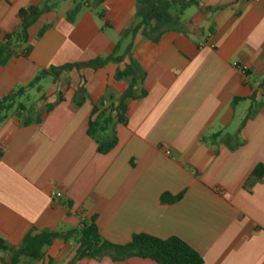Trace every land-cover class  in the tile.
<instances>
[{
	"label": "crops",
	"instance_id": "crops-1",
	"mask_svg": "<svg viewBox=\"0 0 264 264\" xmlns=\"http://www.w3.org/2000/svg\"><path fill=\"white\" fill-rule=\"evenodd\" d=\"M77 1L0 0V42L19 32L22 9L50 6L30 29L31 52L0 65V101L43 69L105 57L119 42L125 49L136 1L85 0L70 21ZM196 1L158 41L138 34L123 62L63 71L48 91L53 76L44 78L19 99L28 109L0 123V236L10 245L34 228L64 232L95 217L116 244L136 233L177 236L205 264H264V175L251 177L264 165V0ZM111 63L145 72V95L127 102L117 144L102 154L87 133L93 104L112 95L118 105L130 83L104 72ZM76 249L57 239L34 264H158L78 259Z\"/></svg>",
	"mask_w": 264,
	"mask_h": 264
},
{
	"label": "trees",
	"instance_id": "trees-1",
	"mask_svg": "<svg viewBox=\"0 0 264 264\" xmlns=\"http://www.w3.org/2000/svg\"><path fill=\"white\" fill-rule=\"evenodd\" d=\"M136 11L131 25L122 32L121 38H129L125 49L121 50V43H117L114 50L105 57H98L84 62L68 63L62 66H52L43 69L37 77L27 86L18 88L0 101V123L8 118L9 114L16 110L19 114L28 108L24 104H19V99L29 90L35 88L40 82L53 76L55 82L63 71L89 67L99 69L110 61L123 62L132 56L134 39L138 34L158 41L165 33L172 29L181 20L184 11L198 5L196 0H135ZM85 0L76 2L74 8L68 13V19L74 20ZM50 10V6L40 7L32 5L20 11L22 25L18 33L9 34L4 41L0 42V65L7 63L13 57L19 55L21 48L24 54H29L32 50L30 41V29L41 16ZM99 15L104 16V11ZM42 30L40 37L44 34ZM130 78L127 90L118 97L119 104H115V97L109 95L93 104L92 112L88 121V135L97 143L99 153L110 152L117 144L116 126L126 122L127 102L131 99L145 95L142 89L138 92L145 78L143 72L136 64H128L124 70L116 73L115 79ZM85 92L84 84L77 90L75 101L80 104ZM62 97H59V100ZM53 108V104L48 107V112ZM42 117L39 118L40 121ZM32 119L25 122L29 124ZM264 175V165H257L251 173V177L261 179ZM184 192L178 195L163 194V203H174L180 200ZM57 239L73 241L77 245L76 253L78 259L101 260L109 256L113 261H121L132 257L151 259L158 264H205L202 256L187 242L177 236L169 238H159L147 233H136L131 240L125 244L113 243L101 234L96 218L93 217L89 223L83 224L79 228L70 229L64 232L55 230L32 229L25 237L19 247L12 246L7 240L0 236V260L2 264H34L44 258L46 250L53 245ZM9 256V259H7Z\"/></svg>",
	"mask_w": 264,
	"mask_h": 264
},
{
	"label": "rangeland",
	"instance_id": "rangeland-1",
	"mask_svg": "<svg viewBox=\"0 0 264 264\" xmlns=\"http://www.w3.org/2000/svg\"><path fill=\"white\" fill-rule=\"evenodd\" d=\"M193 9H194V8H193ZM193 9L188 10V11L186 12L185 17L189 16V15L193 12ZM116 67H120L121 69L124 68V66H122V65H120V64H117V63H111L110 68H111L112 70H111V69H110V70H104V72H105L106 74L113 75V74L117 73L118 71H120V70H115ZM113 69H114V70H113ZM43 84L46 86L47 91H48L50 88L53 87V78L50 77V78L48 79V81L44 82ZM35 95H37V92L34 91V92H33V96L35 97ZM54 99H55L54 97L51 98V99H49L48 104H49V103H53ZM29 104H30V103H29ZM33 104H34V105H33ZM30 106H31V105H30ZM36 106H37V101L33 100V101H32V106H31V108H32L31 110H32L33 116H36V112H37V111L42 110L41 108H37ZM35 109H36V111H35Z\"/></svg>",
	"mask_w": 264,
	"mask_h": 264
},
{
	"label": "built area",
	"instance_id": "built-area-1",
	"mask_svg": "<svg viewBox=\"0 0 264 264\" xmlns=\"http://www.w3.org/2000/svg\"><path fill=\"white\" fill-rule=\"evenodd\" d=\"M238 67H239V69L246 75L247 74V66H245V65H241V66H239L238 65ZM59 195V194H58Z\"/></svg>",
	"mask_w": 264,
	"mask_h": 264
}]
</instances>
